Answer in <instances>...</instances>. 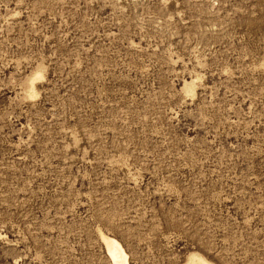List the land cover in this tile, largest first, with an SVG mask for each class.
<instances>
[{
	"label": "rangeland",
	"instance_id": "rangeland-1",
	"mask_svg": "<svg viewBox=\"0 0 264 264\" xmlns=\"http://www.w3.org/2000/svg\"><path fill=\"white\" fill-rule=\"evenodd\" d=\"M99 230L264 264V0H0V264H113Z\"/></svg>",
	"mask_w": 264,
	"mask_h": 264
},
{
	"label": "bare ground",
	"instance_id": "bare-ground-1",
	"mask_svg": "<svg viewBox=\"0 0 264 264\" xmlns=\"http://www.w3.org/2000/svg\"><path fill=\"white\" fill-rule=\"evenodd\" d=\"M39 75L41 76V74L38 71H36L31 75V77L27 79L26 95L30 93H35V83ZM196 84L197 82L195 81V79H191L189 81L184 80L182 89L185 93H188L193 89V87ZM99 231L100 232L98 235L100 239L103 240L102 242H104L106 246L105 248H106V252L108 253L107 255H109L110 260L112 261L113 264H133L130 260V256L126 248L118 238H116L111 234H107L105 231H104L105 233L102 232L101 230ZM182 264H214V263L210 261V259H207L200 252L194 250L188 252Z\"/></svg>",
	"mask_w": 264,
	"mask_h": 264
}]
</instances>
